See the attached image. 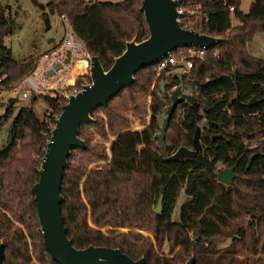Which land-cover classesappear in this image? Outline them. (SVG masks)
<instances>
[{"label":"trees","instance_id":"trees-1","mask_svg":"<svg viewBox=\"0 0 264 264\" xmlns=\"http://www.w3.org/2000/svg\"><path fill=\"white\" fill-rule=\"evenodd\" d=\"M183 4H198L208 16L200 32L220 41L205 49L189 74L175 77L164 92L160 87L151 89L156 63L141 68L129 86L94 108L95 121L81 124L79 135L87 146L72 148L61 181L67 236L77 248L119 247L134 259L143 256L145 264H179L190 255L194 264H264V59L248 50L255 35L264 34V0H252L247 12L240 9V0ZM140 5L141 0H50L47 4L50 12L66 17L70 30L104 69L127 41L148 36ZM16 13L10 5H0V87L21 80L37 59L17 60L5 43L15 29ZM232 17L238 24L232 25ZM180 84L190 87L196 101L177 103L162 144L154 137L160 129L157 115L166 110L169 89ZM124 91L139 113L146 107L137 99L150 97L151 117L140 130L131 129L129 117L115 105L116 100L123 104ZM30 97V105L20 106L11 121L13 104H7L0 115V128L9 121L0 144L3 260L30 264L35 256L41 264H60L43 243L31 185L39 177L46 143L64 101L49 91L31 92ZM35 102L45 106L40 113ZM197 125L201 149L193 156L172 157L180 145L192 147ZM256 132L262 136L250 146L245 137ZM95 134L106 140L114 135L110 155ZM94 160L105 161L89 168ZM226 166L235 172L230 184L217 179L218 170ZM160 193L161 209L156 212ZM164 243L167 251L161 253Z\"/></svg>","mask_w":264,"mask_h":264},{"label":"water","instance_id":"water-1","mask_svg":"<svg viewBox=\"0 0 264 264\" xmlns=\"http://www.w3.org/2000/svg\"><path fill=\"white\" fill-rule=\"evenodd\" d=\"M32 2L44 8L37 0ZM179 3L180 0H141L140 10L147 23L148 36L141 41H137L135 37L127 41L122 53L114 57L108 69L103 68L97 56H90L88 60L90 82L82 85L78 92L70 94L60 107L40 162L39 177L31 185L43 243L52 258L60 264H145L143 256L134 259L119 247L93 244L82 248L75 247L67 236V228L61 214L63 201L61 181L72 148L87 146L86 141L80 137L79 130L82 123L96 120L92 116L95 107L105 105L119 90L129 86L136 71L157 63L176 48L195 46L208 49L220 41L214 36L184 28L179 21L180 12L177 9ZM45 22L49 27L47 19ZM51 41L52 38L49 42ZM69 56L70 53L67 52L65 61L69 60ZM60 66L57 64L55 68L58 69ZM52 72L50 70L48 74ZM175 77L180 79L181 75L175 73L170 81H163L160 84L162 92L166 86H172ZM15 99L14 96H10L8 104H12ZM181 100L194 103L196 97L190 92L183 91L180 86L172 90L160 131L154 135L162 144L168 121ZM200 131V125H197L192 137V147L180 145L171 156L183 158L195 155L196 151L201 149ZM234 176L232 166L220 168L217 172V179L226 184L232 183ZM161 198L162 193L159 194L154 206L156 212L161 209ZM0 264H5L1 241ZM183 264H194V256L190 255Z\"/></svg>","mask_w":264,"mask_h":264},{"label":"rangeland","instance_id":"rangeland-1","mask_svg":"<svg viewBox=\"0 0 264 264\" xmlns=\"http://www.w3.org/2000/svg\"><path fill=\"white\" fill-rule=\"evenodd\" d=\"M86 1L93 2L96 0ZM97 1L120 2L122 0ZM251 1L252 0H240V9L244 12H247ZM37 2L44 5V8H41L39 5L34 4L32 0H0V5H10L13 11H17V13L15 14V29L11 35L5 37V43L11 48L12 55L17 60H21L28 56H34L35 58H37L40 54L58 44L64 37L65 32H71L66 20H63L62 17L59 16L56 12H50L49 7L47 6L50 0H37ZM45 19L48 20L49 27H47ZM236 24H238V21L232 17V25ZM51 38L53 39V41L49 42ZM248 49L253 56L264 59V34H256L252 42L248 44ZM80 73L82 77H80L75 82L77 87H82V85L90 82L89 69H87L86 72L85 70H83ZM71 75L72 77L68 80L67 83L73 82L72 79L75 75V72H72ZM87 77L89 78V82ZM19 81L20 79L17 82L13 83L10 87L18 85ZM176 86H180L185 92H190V87L187 85L182 84V86ZM10 87H0V115L4 112L5 107L8 104V98L10 96H14L16 98L15 101L12 103L13 114L10 117L9 121H11V118L13 117V115L16 114L20 106L30 105L31 103L30 94L27 96H22L21 87H19V90L16 92H11ZM123 94V104L116 100L115 105L118 110L122 111L126 116L129 117V127L131 129L140 130L148 123L151 117V114L149 112L150 97L147 96L144 100L137 99V103L139 105H143L146 107V112L139 113L136 109H134L131 101L128 98L127 92L124 91ZM34 107L38 111V113H40L42 109L45 108L42 102H35ZM53 112H55V110ZM164 115L165 111H162L157 115L159 126H161V122ZM9 121L3 127L0 128V144L3 143L6 139ZM159 131L160 129H158L156 133H158ZM261 136L262 135L260 132H256L253 137H245V141L250 146L255 145L257 140L261 138ZM95 137L97 140L104 143L105 149L110 155L109 143L110 139H112L114 135L109 136L108 140L104 139L98 134H95ZM104 161L105 160L91 161L88 163V167H95L98 163H103ZM122 229L127 230V228ZM102 230H105V227L102 228ZM143 234L148 235L149 233L143 231ZM166 251L167 245L166 243H164L160 249V252L166 253ZM183 263L184 262L179 261V264ZM30 264H41V262L36 260L35 256H33Z\"/></svg>","mask_w":264,"mask_h":264},{"label":"built area","instance_id":"built-area-1","mask_svg":"<svg viewBox=\"0 0 264 264\" xmlns=\"http://www.w3.org/2000/svg\"><path fill=\"white\" fill-rule=\"evenodd\" d=\"M184 1L185 0H180L177 8L180 12L179 21L181 25V21H183L184 25L182 26L184 28L200 32V29L203 27V23L208 20L207 14L202 12L198 4L186 5L183 4ZM233 10L234 7L230 6L229 11L232 12ZM61 17L63 20H66L64 15ZM199 18L203 19L198 21ZM176 49L177 53L171 52L165 57H162L156 63L157 72L156 78L151 86L152 90H158L160 84L163 81H170L172 75L175 73L180 74L181 77L183 75H188L194 60L202 58L205 54L204 48L195 46L178 47ZM67 52L70 53V56L69 60L65 61ZM89 58L90 55L86 50L84 42L78 39L72 31L65 32L64 37L58 44L37 57L33 69L19 81L18 85L10 87V91L16 92L19 90V87H21L22 96H27L31 94V92L38 91L57 92L61 96L62 100L66 102L70 94H74L81 89V87H77L75 83L80 77H82L81 73L75 77L73 83H67L72 76L71 70L73 66L76 61L84 59L86 60V65L83 67V70L86 72L89 66ZM57 64L61 65L58 69L55 68ZM167 67H170V69L163 77H160V73L166 70ZM50 70L53 72L48 74ZM180 85L182 86V84ZM175 87L173 86V88L171 87L169 89V98L166 99L165 106H167L170 102V94ZM191 232L194 235V229H192Z\"/></svg>","mask_w":264,"mask_h":264},{"label":"bare ground","instance_id":"bare-ground-1","mask_svg":"<svg viewBox=\"0 0 264 264\" xmlns=\"http://www.w3.org/2000/svg\"><path fill=\"white\" fill-rule=\"evenodd\" d=\"M76 63H78V66H77L73 71L71 70L73 73L76 72V70H78V68L85 66V65H86V60L81 59V60L76 61ZM76 63H75V65H76ZM75 65H74V66H75ZM74 66H73V67H74ZM72 69H73V68H72ZM76 76H77V74H75V75L73 76V79H72L73 81H74V79H75ZM71 77H72V76H71ZM71 77H70V78H71ZM67 82H68V81H67ZM72 83H73V82H72ZM69 84H70V83H69Z\"/></svg>","mask_w":264,"mask_h":264},{"label":"crops","instance_id":"crops-1","mask_svg":"<svg viewBox=\"0 0 264 264\" xmlns=\"http://www.w3.org/2000/svg\"><path fill=\"white\" fill-rule=\"evenodd\" d=\"M91 1V0H90ZM97 1V0H96ZM249 50V49H248ZM78 66V63H76V65L73 67V69H72V71L76 68ZM84 67V66H83ZM83 67H80L79 68V70H76V72H75V74H79L81 71H83L82 69H83ZM72 71H71V73H72Z\"/></svg>","mask_w":264,"mask_h":264}]
</instances>
